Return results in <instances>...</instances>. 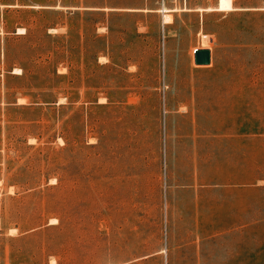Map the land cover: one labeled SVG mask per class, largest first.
Masks as SVG:
<instances>
[{
	"label": "rangeland",
	"instance_id": "1",
	"mask_svg": "<svg viewBox=\"0 0 264 264\" xmlns=\"http://www.w3.org/2000/svg\"><path fill=\"white\" fill-rule=\"evenodd\" d=\"M0 264H264V0H0Z\"/></svg>",
	"mask_w": 264,
	"mask_h": 264
},
{
	"label": "water",
	"instance_id": "2",
	"mask_svg": "<svg viewBox=\"0 0 264 264\" xmlns=\"http://www.w3.org/2000/svg\"><path fill=\"white\" fill-rule=\"evenodd\" d=\"M194 61L197 65H209L211 63V49L196 48L194 50Z\"/></svg>",
	"mask_w": 264,
	"mask_h": 264
},
{
	"label": "bare ground",
	"instance_id": "3",
	"mask_svg": "<svg viewBox=\"0 0 264 264\" xmlns=\"http://www.w3.org/2000/svg\"><path fill=\"white\" fill-rule=\"evenodd\" d=\"M164 22H168V21H170L171 20V15L170 14H165L164 15ZM19 30H21V29H19Z\"/></svg>",
	"mask_w": 264,
	"mask_h": 264
}]
</instances>
